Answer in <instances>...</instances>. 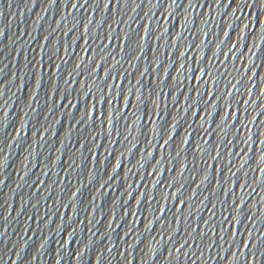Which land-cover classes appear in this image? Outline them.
Listing matches in <instances>:
<instances>
[{"label":"water","instance_id":"water-1","mask_svg":"<svg viewBox=\"0 0 264 264\" xmlns=\"http://www.w3.org/2000/svg\"><path fill=\"white\" fill-rule=\"evenodd\" d=\"M85 2L0 0V264H264V0Z\"/></svg>","mask_w":264,"mask_h":264},{"label":"snow or ice","instance_id":"snow-or-ice-1","mask_svg":"<svg viewBox=\"0 0 264 264\" xmlns=\"http://www.w3.org/2000/svg\"><path fill=\"white\" fill-rule=\"evenodd\" d=\"M52 2L53 3H58V0H52ZM90 2H91V0H86L85 4L82 7L83 8H87L88 3H90ZM256 2L258 3L259 0H256ZM69 3H70V0H69ZM173 3H175V0H173ZM71 6L73 7V9H76L77 7H81L80 5H77V4H72ZM103 6L106 7V8H108L109 10L111 9V3L110 2L107 3V4H104ZM252 6L254 7L255 4L252 5ZM99 7H100V5L98 4L97 5V8L99 9ZM133 10H135V9H133ZM259 15H260V13L257 12V18H256V23L257 24H259ZM91 23H92V21H89V24H91ZM85 30L88 31V26L87 25H85ZM147 34L148 33L146 32L145 35H147ZM83 38H84L83 36L80 37V39H83ZM45 39H48V37H45ZM90 50L91 49H88V51H90ZM141 51H142V49H141ZM5 91H7V89H5ZM0 108L6 109L7 108V105L6 104L5 105H0ZM5 115L8 116V112L7 111H5ZM85 115H87V113H85ZM231 115H232L231 113H228V116H231ZM45 131H47V130H45ZM36 134L39 135V133H36ZM12 139H15V137H12ZM184 142L187 143V141H184ZM165 144H167V141H165ZM261 144L264 145V140L261 141ZM262 151H264V149H262ZM0 152H3L4 153V149L2 147H0ZM148 155L151 157L152 154L151 153H148ZM153 159H154V157H153ZM157 164H159V161H157ZM117 167H122V165L120 164L119 161L117 162ZM173 171H174V169H173ZM155 174H156L155 172L151 173V175H155ZM0 183H3V181H0ZM42 183H46V181H43ZM157 183H159V181H157ZM35 186L36 185H33V187H35ZM73 195H75V193H73ZM180 202L181 203H184L183 201H180ZM161 211H163V210H161ZM261 243H264V241H261ZM187 246L188 245L185 244V245H182L180 248H176L175 250H176L177 253H182L183 250H184V248L187 247ZM245 248H248V244H245ZM153 251L155 252V251H158V250H155L154 249ZM225 259H226V257H225ZM10 264H14V262H10Z\"/></svg>","mask_w":264,"mask_h":264}]
</instances>
